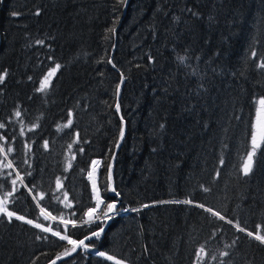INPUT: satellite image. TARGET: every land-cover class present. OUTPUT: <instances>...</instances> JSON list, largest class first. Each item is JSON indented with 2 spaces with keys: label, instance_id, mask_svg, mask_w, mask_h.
<instances>
[{
  "label": "trees",
  "instance_id": "trees-1",
  "mask_svg": "<svg viewBox=\"0 0 264 264\" xmlns=\"http://www.w3.org/2000/svg\"><path fill=\"white\" fill-rule=\"evenodd\" d=\"M261 62L264 0H0V198L12 191L10 211L62 235L61 218L74 221V240L105 229L56 264H114L98 252L127 264H264V245L234 226L264 227V146L244 174ZM93 161L100 198L140 211L81 226L96 204ZM34 224L0 215V264H50L71 248Z\"/></svg>",
  "mask_w": 264,
  "mask_h": 264
},
{
  "label": "snow or ice",
  "instance_id": "snow-or-ice-1",
  "mask_svg": "<svg viewBox=\"0 0 264 264\" xmlns=\"http://www.w3.org/2000/svg\"><path fill=\"white\" fill-rule=\"evenodd\" d=\"M121 4H126L127 0H120ZM39 14V13H37ZM15 15V13H14ZM109 32H115V28H110L108 30ZM37 43H43V41H38ZM253 55H255V53H253ZM111 62V61H109ZM258 67L260 69H264V62H261L258 64ZM60 68L59 64L55 65V68H53L49 74L48 77H45L44 81L42 82L41 88L39 89L40 91H44L48 86H49V77H51L52 75L55 74L56 70ZM7 75V72L4 71L3 73H0V83H2L5 79ZM119 92V88L117 89V95ZM117 111H119V104L117 103L115 105ZM253 108H254V112H253V122L250 123L249 128H250V138H251V152H249L247 154V158H248V162L245 163L244 165V174L248 175L251 170H252V159L256 154L257 149L261 148L262 146H264V97H259L257 98L254 103H253ZM15 115L17 117H19L21 115V113L19 111H17L15 113ZM71 115V114H70ZM123 119V118H121ZM71 120L68 121V123L66 125H64V127H69L71 126ZM6 125L4 123H0V129L5 128ZM31 130V129H30ZM21 134H23L21 132ZM78 135V134H77ZM120 139L123 138L124 136V130L123 128L120 129ZM0 139H4L3 136H0ZM45 147H47V142H45ZM117 147H119V144L116 145ZM69 147H71V145H69ZM12 148H8L7 152H11ZM82 151V149H81ZM0 152H4V148L3 146H0ZM7 152H5V158L7 157ZM93 165H97L99 162L98 161H93L92 162ZM221 163H223V161H221ZM4 167L7 168H11L12 167V162L9 161L7 164H4ZM30 175V173H29ZM110 179V176H109ZM57 183H59V181H57ZM13 186H15L16 181L13 180L12 181ZM94 191H96L95 189V185L93 186ZM13 191H15V188H13ZM29 191L31 192V189H29ZM113 193H115L116 196H119L120 193L116 191L115 188L112 189ZM204 191L207 192L209 191V189L204 188ZM12 196V191H9L3 198H0V215H3L4 217H6L9 221H11L13 218H15L16 220H20V221H24L30 225L34 224L33 220H26V218L24 216L21 215H17L16 212L14 211H10L8 208V203H9V197ZM35 198V197H34ZM43 198V196H41V199ZM164 203V202H161ZM174 203H186V204H192L193 201L191 200H185V201H174ZM199 208L204 209V211L209 212L212 216L218 218L219 220H225V216L221 215V213L219 211H214L212 208L210 207H205L204 204H198L196 205ZM143 207H149V205H143ZM120 211H133V212H138L140 211L139 208H134V209H127V208H121L118 209L117 208V203H105V201L103 199L100 198L99 192L96 191V204L94 206H92L91 208L88 209L87 213H85V215L88 217L87 220H84L83 217H81V226L82 225H88L91 226L93 223H103L104 221H108V220H112L114 218L115 215H118ZM43 212V210H42ZM50 216V214L45 216V219H48ZM52 219H56V217H51ZM229 224H233L232 220H227L226 221ZM61 223H63L65 225L63 232L65 234H61V231H54L52 228L50 227H44L42 224L40 223H35L34 226L36 228L41 229L43 232H51V234L53 236L58 237L60 240L62 241H66L67 244L71 245V248H67L65 247L64 252L61 254H58L55 260L51 261V264H56V260L61 259L63 256H70L73 252H76L77 249L79 248H84L87 249L89 248V245L85 243L86 240H90L92 237H99L101 235V233H103L105 231V229L103 227H99V230H94L91 233V236H85L84 239H80V240H74L72 239L68 234V228L67 225L68 224H72L73 227H76L77 224L74 221L68 220L65 221L63 220V218H61ZM237 229V231L239 232H245L246 235L252 239H254L255 241H258L260 245H264V227L257 225L256 228L257 230L254 231H248L246 228H243L239 225V223L234 225ZM45 239H47V237H44ZM233 244H235V241H233ZM200 253H204L205 249L203 246H201L200 248ZM99 256L101 257H106L107 260L113 261L114 264H125V262L121 259H117L114 256L111 255H106V253L104 252H98L97 253ZM222 255L227 256L229 255V253L224 252L222 253ZM213 260L216 259V256H212L211 257ZM197 260L200 261L201 260V256L197 255ZM221 264H223V262H221Z\"/></svg>",
  "mask_w": 264,
  "mask_h": 264
},
{
  "label": "water",
  "instance_id": "water-1",
  "mask_svg": "<svg viewBox=\"0 0 264 264\" xmlns=\"http://www.w3.org/2000/svg\"><path fill=\"white\" fill-rule=\"evenodd\" d=\"M119 91H120V90H119ZM118 95H119V94H118ZM125 134H126V126L124 127V136H123L122 139H120V144H119V146H121V144H122V142H123V140H124ZM100 164H101V162H100ZM112 169H113V167H112ZM109 181H110V182L112 181V172L110 173V179H109ZM112 189H113V186H112ZM81 249H82V248L77 249V251H76V252H73L70 256H63L61 259L56 260V263L61 262V261H64V260H66V259H68V258L74 256L75 254H77L78 252H80ZM50 264H51V263H50Z\"/></svg>",
  "mask_w": 264,
  "mask_h": 264
},
{
  "label": "rangeland",
  "instance_id": "rangeland-1",
  "mask_svg": "<svg viewBox=\"0 0 264 264\" xmlns=\"http://www.w3.org/2000/svg\"><path fill=\"white\" fill-rule=\"evenodd\" d=\"M49 74V73H48ZM53 76L54 75H52L51 77H49V84L51 83V80H52V78H53ZM46 77H48V75L46 76ZM45 79V78H44ZM44 79H43V81H44ZM42 81V82H43ZM253 160V159H252ZM95 166V165H94ZM94 166H93V169H95L94 168ZM93 169H92V179H93ZM98 171H99V163H98ZM93 181H94V179H93ZM96 181H97V179H96ZM95 182V181H94ZM96 189V191H97V188H95ZM96 191H95V193H96ZM90 249V247L89 248H87L86 250H89ZM125 264H127V263H125Z\"/></svg>",
  "mask_w": 264,
  "mask_h": 264
},
{
  "label": "bare ground",
  "instance_id": "bare-ground-1",
  "mask_svg": "<svg viewBox=\"0 0 264 264\" xmlns=\"http://www.w3.org/2000/svg\"><path fill=\"white\" fill-rule=\"evenodd\" d=\"M95 169H93V179L96 182L97 176H98V164L94 166Z\"/></svg>",
  "mask_w": 264,
  "mask_h": 264
}]
</instances>
